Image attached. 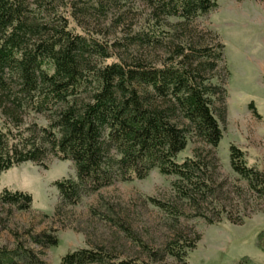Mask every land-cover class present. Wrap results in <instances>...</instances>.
I'll list each match as a JSON object with an SVG mask.
<instances>
[{"label":"trees","instance_id":"1","mask_svg":"<svg viewBox=\"0 0 264 264\" xmlns=\"http://www.w3.org/2000/svg\"><path fill=\"white\" fill-rule=\"evenodd\" d=\"M57 1L0 0V173L26 161L45 167L49 157L71 160L76 179L54 181L60 197L57 215L60 205L76 204L82 194L115 180L143 178L157 167L178 178L173 185L193 215L207 223L222 217L242 223L243 215L232 213L238 204L222 189L225 181L215 178L221 129L213 112L214 97L223 102L224 92L210 78L223 45L211 48L191 25L193 18L216 6L215 0H143L149 9L148 29L127 35L123 43L100 41L88 31L73 32L57 10ZM64 2L74 18L90 12L105 16L111 6L121 4V0ZM171 16L180 19L170 24L165 18ZM163 25L174 27L176 35L169 37L168 55L158 64V55L152 56L150 50L160 42ZM132 44L137 50L130 61L118 53V61L100 63L117 46L127 51ZM31 113L42 115L47 125L25 124ZM218 115L224 119V107ZM189 136L198 137L207 148H195L193 157L177 162L176 154ZM229 162L245 179L249 193L264 203V166H248L244 152L234 144L229 146ZM31 201L24 191L4 188L0 193V204L8 205L9 214L12 208L28 209ZM117 224L135 235L122 222ZM52 231L26 230L41 247L57 243ZM199 238L194 233L192 240H184L185 246L194 247ZM263 243L261 230L256 247L264 250ZM180 246L170 244L165 250L182 259L186 252ZM153 255L159 257L162 251ZM14 256L25 264H45L23 245L0 248V264H16ZM57 264L149 263L132 256L119 258L112 248L96 245L68 251ZM237 264L252 263L243 256Z\"/></svg>","mask_w":264,"mask_h":264},{"label":"rangeland","instance_id":"2","mask_svg":"<svg viewBox=\"0 0 264 264\" xmlns=\"http://www.w3.org/2000/svg\"><path fill=\"white\" fill-rule=\"evenodd\" d=\"M64 1L67 0L57 1V10L75 33L88 31L100 41L123 43L127 35L148 29L149 9L143 0H121L105 16L90 12L78 18L72 16L69 5L63 6ZM215 2L214 8L193 18L191 25L199 39L211 48L216 43L223 45L221 58L210 78L224 92L223 102L214 97L213 112L221 129V138L215 147L219 159V175L215 178L225 181L222 189L238 204L232 213L243 215L242 223L234 224L225 217L207 223L193 215L173 185L178 178L162 174L157 167L143 178L115 180L95 192L82 194L76 204L60 205L56 215L60 197L54 181L76 179V171L71 160L49 157L45 167L26 161L0 173V193L7 188L27 192L32 197L28 209L12 208L10 214L8 205L0 204V248L14 250L23 245L32 249L45 264H57L68 251L96 245L112 248L119 258L132 256L149 264H237L243 256L252 264H264V250L255 244L257 233L264 230V203L249 193L245 179L232 170L229 162V146L234 144L244 152L248 166L258 169L264 166V0ZM165 19L171 24L180 18ZM159 31L160 42L150 50L152 56L158 55V64L168 55L169 37L176 35L174 27L168 25L161 26ZM118 47L100 63L118 61V53L126 61L136 55V45L132 44L127 51ZM222 107L224 119L218 115ZM32 121L47 125L40 114L31 113L24 119L25 124ZM195 148L207 146L198 137L189 136L175 160L181 162L193 157ZM119 221L135 235L126 234L118 226ZM27 229L53 230L57 243L41 247L29 238ZM194 233L200 238L194 247L188 248L185 241L192 240ZM170 244L181 245L186 252L184 258L167 253L165 249ZM161 251V256L153 255ZM14 261L25 264L18 256H14Z\"/></svg>","mask_w":264,"mask_h":264}]
</instances>
